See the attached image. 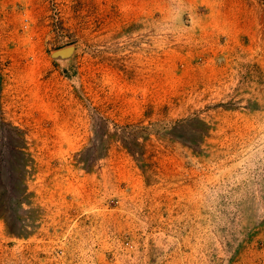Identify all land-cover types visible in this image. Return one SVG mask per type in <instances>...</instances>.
I'll return each instance as SVG.
<instances>
[{"label": "rangeland", "instance_id": "1", "mask_svg": "<svg viewBox=\"0 0 264 264\" xmlns=\"http://www.w3.org/2000/svg\"><path fill=\"white\" fill-rule=\"evenodd\" d=\"M0 264H264V0H0Z\"/></svg>", "mask_w": 264, "mask_h": 264}]
</instances>
